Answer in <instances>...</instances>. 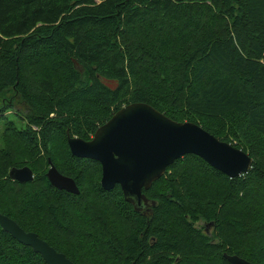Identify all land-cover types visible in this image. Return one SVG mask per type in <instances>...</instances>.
<instances>
[{"label": "trees", "instance_id": "trees-1", "mask_svg": "<svg viewBox=\"0 0 264 264\" xmlns=\"http://www.w3.org/2000/svg\"><path fill=\"white\" fill-rule=\"evenodd\" d=\"M131 103L199 125L250 170L185 155L136 211L66 137L89 141ZM0 120V213L73 264H264V0H0ZM48 160L78 194L50 185ZM23 166L31 182L8 177ZM0 264L45 263L0 228Z\"/></svg>", "mask_w": 264, "mask_h": 264}, {"label": "water", "instance_id": "water-1", "mask_svg": "<svg viewBox=\"0 0 264 264\" xmlns=\"http://www.w3.org/2000/svg\"><path fill=\"white\" fill-rule=\"evenodd\" d=\"M66 137L71 155L100 164V187L110 191L119 186L125 201L136 211L147 205L142 191L148 190L175 160L185 155L197 156L229 178L246 174L252 165L251 158L241 149L220 141L195 123L174 121L145 103H131L119 109L96 129L89 141L68 134ZM48 165L45 177L52 187L74 195L79 193L72 178L60 174L49 160ZM8 177L26 183L33 180V173L27 166L13 167ZM0 228L40 255L45 264H73L37 234L25 232L1 213ZM222 256L229 264H252L236 255Z\"/></svg>", "mask_w": 264, "mask_h": 264}, {"label": "rangeland", "instance_id": "rangeland-1", "mask_svg": "<svg viewBox=\"0 0 264 264\" xmlns=\"http://www.w3.org/2000/svg\"><path fill=\"white\" fill-rule=\"evenodd\" d=\"M7 118L9 120L15 122L16 126H18V127L23 126V122H19L16 119V117L11 112L8 113ZM2 131H3V120H0V147H1V134H2ZM206 230H207V233H210L211 232V227H208Z\"/></svg>", "mask_w": 264, "mask_h": 264}]
</instances>
